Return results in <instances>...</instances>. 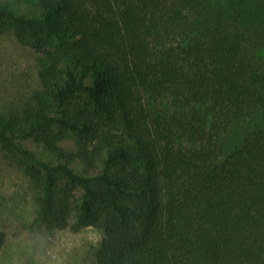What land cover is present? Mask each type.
<instances>
[{"label":"trees","instance_id":"trees-1","mask_svg":"<svg viewBox=\"0 0 264 264\" xmlns=\"http://www.w3.org/2000/svg\"><path fill=\"white\" fill-rule=\"evenodd\" d=\"M38 1L0 4L41 82L0 151L47 224L103 230L95 264H264V0Z\"/></svg>","mask_w":264,"mask_h":264},{"label":"rangeland","instance_id":"rangeland-1","mask_svg":"<svg viewBox=\"0 0 264 264\" xmlns=\"http://www.w3.org/2000/svg\"><path fill=\"white\" fill-rule=\"evenodd\" d=\"M38 0H0L1 5H8L19 14H39ZM36 49L21 43L14 32L0 36V119L11 113L23 111L32 103L34 95L41 90L39 77V60ZM254 122H249V127ZM245 124L238 126L230 137V147H237L244 135ZM21 145L40 157L47 159L44 147L35 141H23ZM65 145L74 147V141L68 140ZM82 166H80L81 168ZM61 180L57 188V197L64 187ZM36 182L22 170L18 160L6 152L0 151V225H11L24 218H34L47 224V214L39 197ZM78 192V196H81ZM72 216V223L80 226ZM97 229V228H96ZM102 237L104 232L98 229ZM98 246L91 248L84 257V264H95V252Z\"/></svg>","mask_w":264,"mask_h":264},{"label":"clouds","instance_id":"clouds-1","mask_svg":"<svg viewBox=\"0 0 264 264\" xmlns=\"http://www.w3.org/2000/svg\"><path fill=\"white\" fill-rule=\"evenodd\" d=\"M101 241L94 226L85 231L68 220L52 225L24 218L0 225V264H84L85 254Z\"/></svg>","mask_w":264,"mask_h":264}]
</instances>
